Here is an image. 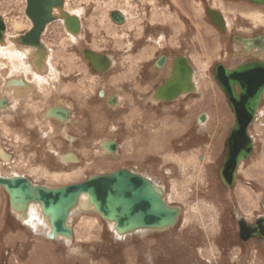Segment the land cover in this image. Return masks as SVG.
<instances>
[{
	"label": "rangeland",
	"instance_id": "1",
	"mask_svg": "<svg viewBox=\"0 0 264 264\" xmlns=\"http://www.w3.org/2000/svg\"><path fill=\"white\" fill-rule=\"evenodd\" d=\"M65 1L68 15L79 11L76 37L71 39L63 20L55 17L45 23L40 38L52 54L46 65L58 73L53 90L47 70L39 73L48 75L47 81L28 68L20 73L17 50L24 58L37 52L16 42L31 27L25 0H0L6 27L0 43L14 39L7 52L0 50V97L7 99L0 108V149L13 157L10 163L8 154L6 159L0 155V176L25 173L50 188L126 167L151 176L162 187L165 203L179 212L173 225L140 236L132 235L135 231L114 234L112 222L93 207L79 205L71 209V239H48L42 230L35 231L39 222L34 221L39 225L35 228L18 219L9 205L11 195L0 185V264H264L262 244L240 238L238 224L240 217L250 223L262 213L264 99L248 127L253 150L239 162L233 185L227 187L219 169L234 115L213 74L219 62L232 67L245 56L264 58V50L263 56L247 52L233 40L236 35H264V7L246 0ZM209 9L224 17L223 29L210 20ZM113 10L125 14L123 23L112 19ZM85 49L109 55L111 66L93 67L83 55ZM162 55L167 59L163 65L158 64ZM179 56L193 69L195 89L154 102L155 89L169 79ZM26 74L33 89L15 98L5 85ZM99 90L118 102L106 103ZM59 100L64 106L72 104V119L63 126L43 113ZM30 107L40 113L36 116ZM203 112L208 121L202 125L198 116ZM61 135L75 136L76 143ZM109 138L118 142L112 156L101 147ZM69 151L79 158L65 161L62 153V161L71 162L63 166L58 154Z\"/></svg>",
	"mask_w": 264,
	"mask_h": 264
},
{
	"label": "water",
	"instance_id": "2",
	"mask_svg": "<svg viewBox=\"0 0 264 264\" xmlns=\"http://www.w3.org/2000/svg\"><path fill=\"white\" fill-rule=\"evenodd\" d=\"M246 1L264 7V0ZM60 4L61 0H28L26 13L31 18L34 27L20 36L19 40L35 43L45 23L55 18L52 7H58ZM117 13L119 12L112 13L113 19H116ZM208 15L215 25L223 29L224 20L219 12L209 9ZM78 22V18H67L65 19V26L77 29ZM252 40L256 43L262 41V37H254L250 41ZM86 51L91 53V50H83V55L91 65V57ZM179 58L184 61V67L188 68L187 60L184 57ZM175 62L174 60L173 65ZM214 78L234 115L233 124L227 131L225 141L227 152L219 169L220 178L224 185L231 187L239 162L247 159L253 150L248 127L253 121L264 93V62L254 61L231 68L218 63L214 68ZM236 88H238L237 91ZM180 89L176 93H172V98L178 96ZM192 90L194 89L189 91ZM158 91H160L159 88L155 89L156 93ZM154 96L156 97L155 94ZM109 148L110 150L115 149L114 142L109 144ZM0 184L7 186L5 189L10 195V190H18L15 192L17 198L23 199L26 203L29 201L36 202L39 211L48 216L49 223L53 228L50 233L51 238H54L56 233L64 234V231L71 234V230L65 222L67 215L71 212V207L78 202L81 192L90 195L94 204L92 210L107 223H109L108 221L115 223L113 229L118 233L133 232L140 228L169 227L175 223L178 216L177 208L170 207L163 201L161 193L157 191L151 181L124 169L110 174L91 176L87 181L57 188L32 185L29 180L23 177L0 176ZM10 203L12 201L9 202V205ZM262 207L263 214L258 217L254 224L248 225L244 220L239 222L241 238L246 239L255 236L264 240V199ZM24 209L26 208L24 207ZM67 238H71V235H68Z\"/></svg>",
	"mask_w": 264,
	"mask_h": 264
},
{
	"label": "bare ground",
	"instance_id": "3",
	"mask_svg": "<svg viewBox=\"0 0 264 264\" xmlns=\"http://www.w3.org/2000/svg\"><path fill=\"white\" fill-rule=\"evenodd\" d=\"M65 1V0H64ZM66 2V1H65ZM61 5V4H60ZM65 5H63L61 8H59V7H56V8H54L53 9V16L54 17H57V18H61L62 20L64 19V18H67V17H76V18H78L79 19V17H80V15H78L79 14V11H76V13H74L75 15H69V16H66V15H68L70 12L67 10V9H65V7H64ZM122 14H121V13ZM72 13V12H71ZM120 14H121V16L125 19L126 17H125V14L122 12V11H119V13H117V16H115V18L117 19V18H119L117 21H115L117 24L119 23V22H121L120 20H123V19H121V16H120ZM209 16V15H208ZM223 17V16H222ZM210 18V17H209ZM115 19V20H116ZM211 20V19H210ZM223 20H224V25L226 26L227 25V22H226V20L224 19V17H223ZM46 25V24H45ZM34 27V26H33ZM79 27V26H78ZM65 28H66V30H67V32L69 33V36H70V38L71 39H74L75 37H76V33L78 32V31H76V29H73L72 27L70 28V27H66L65 26ZM78 29V28H77ZM3 31H5V30H3ZM2 34V30H0V35ZM7 34V33H6ZM5 34V35H6ZM2 35H4V34H2ZM14 37V36H13ZM3 38V37H2ZM37 38H39V36L37 37ZM235 38H237V39H235ZM252 38V37H251ZM251 38H242L241 36H238V35H236V36H234V41L235 42H237V43H240L245 49H249L253 44H255L254 43V41L252 40V41H250L251 40ZM263 38V37H262ZM8 39H9V37H8ZM7 38H4L3 39V41L0 43V50H2L3 52H7L8 50L6 49V47L8 48V46L7 45H9V44H14V39H11V40H8ZM16 40H17V37H16ZM17 42V41H16ZM19 42V41H18ZM250 42L252 43L250 46H248V44H250ZM22 44V43H21ZM43 44H44V42H43ZM18 45V44H17ZM40 45H41V43H40ZM11 46H13L14 47V45H11ZM25 46H27V45H25ZM18 47V46H17ZM16 48V47H15ZM32 48V47H31ZM18 49V48H17ZM27 49V48H26ZM36 49H37V52L36 51H34V53L33 54H31V57H28V58H24V57H22V53H21V51L22 50H20V49H18L17 51H19V53H17V58L18 57H20V59H21V61L19 60V63H18V66H19V69L21 70V72L20 73H22V71L24 70H27V68L28 69H30V70H33L34 71V74L39 78V79H42V80H44V81H47V76H42L41 74H39V73H42L43 71H48L49 73H50V75H49V78L51 77V87L53 88V90L56 88V87H54V86H52V85H55V82L56 81H58V73H57V71H51V70H53V69H51V70H49V68H48V63H49V55L51 56L52 54H51V52H50V50L48 49V51H47V49L45 48V47H43V45H41V46H37L36 47ZM28 50H30V48L28 49ZM13 51H15L14 49H13ZM25 51V50H24ZM23 52V51H22ZM26 52V51H25ZM87 53H89V57H91V63H92V66L93 67H95V68H104L105 66H111V64H112V61H113V59L112 58H110V56L109 55H98L99 53H97V54H95L96 52H91L92 53V55H91V53H90V51H86ZM1 55H3V53L1 54ZM5 55V54H4ZM7 55V54H6ZM5 55V56H6ZM12 55H15L14 54V52H13V54ZM27 55V54H26ZM25 55V56H26ZM30 56V55H29ZM14 57V56H13ZM179 57H183V56H179ZM13 59V58H12ZM14 59H15V57H14ZM19 59V58H18ZM11 60V59H10ZM9 60V61H10ZM13 61V60H12ZM164 61H165V57L163 56V57H161L159 60H158V64H161V65H163V63H164ZM17 62V61H16ZM9 63H11V62H9ZM46 63H47V65H46ZM186 63H187V61H186ZM12 65H13V63H11ZM30 65V67H29V65ZM184 61L181 59L180 60V58H178V59H176V62L174 63V65H172V70H171V75H170V77H169V79H167L165 82H164V84L162 85V87H160L159 88V90L160 91H158L157 93H158V96H157V93L155 92L154 94L156 95V97L153 95V101L154 102H157L158 100H161V98H162V100H165V101H169V100H171L172 99V93L174 92V93H176V91L177 90H179L180 88V92L178 93V95L180 94V93H184L186 90H190V88L192 89V87H193V89H195L194 87H195V84L193 83V69H192V67L190 66V64L189 63H187V66H188V68L186 67H184ZM51 66V65H50ZM173 67H174V70H173ZM14 69V68H13ZM17 70V69H16ZM19 70V71H20ZM57 70V69H56ZM105 70V69H104ZM7 71V70H6ZM18 71V70H17ZM26 72H28V71H26ZM24 73V72H23ZM6 74V72H5V70L3 71V73H2V75L4 76ZM15 74V73H14ZM17 75V74H16ZM32 75V74H31ZM35 75H34V77H35ZM20 76V75H19ZM25 76V75H24ZM33 76V75H32ZM173 76V77H172ZM8 77V76H7ZM33 77V78H34ZM171 77H172V79H171ZM32 78V79H33ZM5 79V78H4ZM8 79H10V78H8ZM36 81V80H35ZM49 81V80H48ZM7 82V81H6ZM10 83L7 85V88L9 89V90H11V92H12V94L14 95V97L15 98H18V97H21V95H24L26 92H27V90H32L33 89V85L34 84H28V83H25V82H21V83H17V82H15V83H13L14 81H9ZM28 82V81H27ZM31 82H33V81H31ZM39 83V82H38ZM37 83V84H38ZM37 84H35L36 86H37ZM4 85V84H3ZM20 85H22V86H25L26 85V87H21ZM57 89V88H56ZM5 90H7V89H5ZM8 91V90H7ZM172 91V92H171ZM29 93V92H28ZM27 93V94H28ZM30 94V93H29ZM10 95V94H9ZM11 96V95H10ZM25 96V95H24ZM23 96V97H24ZM4 97V96H3ZM115 97V96H114ZM18 100V99H17ZM61 100H63V99H61ZM61 100H59L58 101V103H59V105H57V106H59V107H55V108H49L48 110V113L49 114H51L52 116H54V118H62V117H64V116H66V113H67V110L65 109L64 110V108L62 109V107H60V105H63L62 104V102H61ZM5 103L7 104V99L6 98H2V97H0V108H2V106L4 105L5 106ZM13 103H14V101H13ZM16 103V102H15ZM12 105H14V104H12ZM16 106V105H15ZM14 106V107H15ZM8 107V106H7ZM67 117V116H66ZM63 119H65V117L63 118ZM60 120V119H59ZM61 121V120H60ZM198 123L199 124H205L207 121H208V115L206 114V113H201L199 116H198ZM65 129V128H64ZM65 136H67V135H65ZM69 139H72L71 137H69V136H67ZM112 141H109V140H102V145H101V147H102V151L104 152H108V148H109V143H111ZM107 146H108V148H107ZM115 153V152H114ZM0 155H1V157H3L4 159H6L7 158V154L2 150V149H0ZM62 158L66 161V160H76V159H78L77 158V156L75 155V154H73L72 152L71 153H66L65 155L63 154L62 155ZM200 158H204V156L202 155ZM136 174V173H135ZM138 174V173H137ZM1 175V174H0ZM141 175V174H140ZM16 176H17V174H16ZM3 177V176H2ZM12 178H16V177H12ZM1 186H4L5 188L7 187L5 184H0ZM32 185H34V183H32ZM155 187H156V189H157V191L158 192H160L161 193V189H162V187L160 186V185H158V184H156L155 185ZM47 188V187H46ZM10 190V189H9ZM18 190H10V193H11V201H12V203H10L11 204V208H12V210L14 211V214L18 217V219L24 224L25 223V221L27 220V219H29V218H31V216H33L34 214H38V215H40L39 214V212L40 211H38V208H36V202H34V201H29V202H25V201H23V199H19V198H17L16 196H15V192H17ZM81 194H83V196H81ZM161 196L163 197V194L161 193ZM78 198H81L78 202H76V204L73 206V207H71V209L72 208H79L80 206L79 205H81V207L82 208H87V207H93L94 206V204H93V202H92V200L90 199V195L88 194V193H85V192H81L80 194H79V197ZM163 201L165 202V200L163 199ZM77 206V207H76ZM24 207L26 208V209H24ZM38 207V206H37ZM171 207V206H170ZM193 208V210H195V207H192ZM70 209V210H71ZM80 209V208H79ZM24 210H27V211H24ZM178 210V209H177ZM74 211V210H73ZM27 212V213H26ZM29 212V213H28ZM179 212V211H178ZM43 214V213H42ZM38 215H36V216H33L32 217V220L34 219V218H38L39 220L41 219V216H38ZM178 215V214H177ZM48 217V216H47ZM47 217H45V218H47ZM49 221V220H48ZM19 222V221H18ZM34 222V221H33ZM32 222V223H33ZM36 222H37V220H36ZM36 222H34V223H36ZM28 224H31V223H28ZM46 224L44 223V226H45ZM112 225H115V223H111V227L113 228V226ZM42 227V228H38L37 229V231H43V234H45L46 236H47V238L48 239H50L51 237H50V232L49 231H47V229L45 228V227ZM47 226H48V224H47ZM165 227V226H164ZM49 228V227H48ZM152 228H156V229H160V228H158V227H152ZM51 229V228H50ZM113 230H115V229H113ZM136 230H139V229H136ZM142 230H144V229H142ZM141 230V231H142ZM135 231V230H134ZM65 233L64 234H62V235H60V233H56L57 235H59V236H57V237H61L62 239H65V240H69V239H71V238H67L68 237V235H71V234H69V232L68 231H64ZM118 233V232H117ZM124 233V232H123ZM131 233V232H130ZM119 234V233H118ZM120 234H122V233H120ZM56 236V235H55ZM67 236V237H66ZM52 239V238H51Z\"/></svg>",
	"mask_w": 264,
	"mask_h": 264
},
{
	"label": "flooded vegetation",
	"instance_id": "4",
	"mask_svg": "<svg viewBox=\"0 0 264 264\" xmlns=\"http://www.w3.org/2000/svg\"><path fill=\"white\" fill-rule=\"evenodd\" d=\"M25 3H26V6H25V9H24V13H25V15L27 16V18H29V20H30V26L31 27H29V30H31L32 28H33V22H32V20H31V18L27 15V13H26V9H27V7H28V0H25ZM64 5V0H61V5H60V7L59 8H61L62 6ZM54 8H56V7H52V13H53V9ZM113 12H119V10H113L111 13H110V15H112V13ZM121 13V12H120ZM122 14V13H121ZM120 14V15H121ZM66 16H69V15H66ZM67 18H70V17H67ZM67 18H64L63 19V22H64V26H65V19H67ZM113 19V18H112ZM121 19H123V20H120L121 22H120V24L121 23H123L124 22V18L121 16ZM114 21H117V20H115V19H113ZM80 22V21H79ZM48 25V24H47ZM46 25V26H47ZM45 26V27H46ZM225 26V25H224ZM45 27L43 26V28L41 29V31H40V33H39V38L36 40V42L35 43H26V42H22L21 40H19V38H17V42L19 41L20 43H24V44H26L27 46H30V47H37V46H41L40 45V38H41V36H42V34L44 33V31H45ZM216 27H218L217 25H216ZM5 23H4V21H3V18L1 17V15H0V30H5ZM218 28H220V27H218ZM29 30H27V31H25L24 33H22L20 36H22V35H24L25 33H27ZM239 36V35H238ZM263 37L262 38V41H258V42H254L255 44H253L249 49H247L246 51L247 52H250V51H252L251 53H255L256 54V52L258 51V53L259 54H257V55H262L263 56V50H264V35L263 34H258L257 36H255L256 38L257 37ZM0 37H1V35H0ZM18 37V36H17ZM242 38H251V37H243V36H241ZM252 38H254V37H252ZM237 43V42H236ZM237 44H239L240 45V47L242 46L240 43H237ZM252 43L250 42V44H249V46L251 45ZM243 47V46H242ZM242 47H241V49H242ZM244 48V47H243ZM261 51H263V52H261ZM91 52H93L92 50H91ZM238 52V51H237ZM100 54V53H99ZM102 55V54H101ZM240 55H242V54H240ZM162 56H164V55H162ZM162 56H159V58H158V60L162 57ZM244 56V55H243ZM165 57V56H164ZM242 57V56H241ZM249 56H245V57H242L235 65H233L232 67H235V66H238V65H242V64H249V63H251V62H254V61H261V62H264V58H258V57H251V58H248ZM264 57V56H263ZM111 58V57H110ZM165 60H167L166 59V57H165ZM164 63H165V61H164ZM163 63V64H164ZM220 63V62H219ZM218 64V63H217ZM223 64V63H222ZM156 65H157V63H156ZM224 65V64H223ZM227 68H231L230 66H227V64L225 65ZM215 68V67H214ZM214 68H213V74H214ZM105 72L106 71H108L107 69H105L104 70ZM28 75L26 74L25 75V77H22V76H17V79L15 78L14 79V82L13 83H15V82H19V83H21V82H27V77ZM5 82L3 81V84H4ZM28 83V82H27ZM8 84H9V82H8ZM4 86V85H3ZM5 86H7V85H5ZM21 87H26V85L25 86H22V85H20ZM42 87V86H41ZM41 87L40 88H35L33 91H35V90H37V89H40V91H41ZM238 90V88H236V91ZM33 91H31V92H29L30 93V95H31V93L33 92ZM28 93V94H29ZM97 94L99 95V97H103L104 99H105V102L106 103H108V104H115L116 102H118L117 101V97L115 96H113V95H107V97H105L104 96V91L103 90H99V91H97ZM27 95V94H26ZM9 98V97H8ZM264 99V93H263V95H262V98H261V101ZM10 98H9V102H10ZM261 101H260V103H261ZM18 103H20V100L18 101ZM259 103V104H260ZM59 105V104H58ZM70 105V107L69 106H67V105H60V107H62V109L64 108V110L66 109L67 110V113H66V116H64L65 117V119H63L64 117H62V118H53L52 117V115L51 114H49L47 111V109L46 110H44V117H45V119H48L47 117H51L52 119H51V121H54V122H57V123H59L61 126H63L66 122L69 124L70 123V121H71V106H72V104H69ZM38 106H39V102H36V107L38 108ZM52 106V105H51ZM259 106V105H258ZM36 107L34 108V107H30V108H32L33 110H31L30 109V111L32 112V113H35L36 114V116H37V114H39L40 112L36 109ZM57 107H59V106H57ZM18 108V105L13 109V110H16ZM51 108V107H50ZM54 108V107H53ZM49 109V108H48ZM29 111V112H30ZM257 113H258V107H257V109H256V112H255V115H254V118H253V121H255V117L257 116ZM27 115H30V117H29V120H28V123H30V122H32V119H33V116H31V113L30 114H27ZM68 117H69V120H68ZM61 121H60V120ZM252 121V122H253ZM251 122V123H252ZM251 125V124H250ZM249 125V126H250ZM250 135V134H249ZM251 137V136H250ZM60 139H63V140H65L67 143H69V144H73V143H76V137L75 136H72V139H67V138H65V136L64 135H61V137H60ZM109 141H112V142H114V144H115V149L114 150H110V148H108V146H107V148H108V152L107 153H109L111 156L112 155H114L115 153L114 152H116L117 153V151H118V142L116 141V140H114V139H112V138H109ZM111 142V143H112ZM110 144V143H109ZM48 146V145H47ZM48 150V149H47ZM48 152H51V153H54V152H52V151H48ZM72 151H69V152H60L59 154H58V156H59V161H60V164H66V163H71V162H63L62 161V158L60 157V154H62V153H71ZM73 154H75L74 152H72ZM6 154H8V156H9V160H7V162H12V159H13V157H12V155L11 154H9V153H7L6 152ZM76 156H77V154H75ZM78 157V156H77ZM79 158V157H78ZM72 161V160H71ZM76 161V160H75ZM6 162V163H7ZM9 163V164H10ZM64 166V165H63ZM120 169H124V170H127V171H130V172H132V173H136V175H139V176H141V177H143V178H145V179H147V180H149V181H151L154 185H156L157 183L155 182V180L151 177V176H149L148 174H145V173H142V172H136V171H134V170H132V169H128V168H126V167H120V168H117V169H115V170H112V171H110V172H108V173H105V174H110V173H112V172H115V171H117V170H120ZM138 173V174H137ZM22 175H17L18 177H23V178H25V179H27V180H29L31 183H34V185H40V186H47V185H44V184H39V183H37L34 179H32L31 177H29L27 174H25V173H21ZM141 174V175H140ZM96 175H98V176H100V175H104V174H96ZM14 176H16V175H14ZM92 176H95V175H92ZM91 177V175H89L86 179H84V180H82V181H79V182H73V183H67V184H65V185H63V186H67V185H73V184H76V183H81V182H84V181H87L89 178ZM234 178H235V174H234ZM233 185V184H232ZM58 187H62V186H58ZM50 188H57L56 186L55 187H50ZM81 198H79L78 199V201L80 200ZM263 199H264V194H263V198H262V202H263ZM261 205H262V203H261ZM38 206V205H37ZM39 208V207H38ZM91 211V210H90ZM27 213V212H26ZM39 214L40 215H38V214H34L33 216H36V215H38V216H41V219L39 220L38 218H34L33 220H32V217L33 216H31V218H29V219H27L26 221H25V224H28V223H31L30 225H32L33 227H39V225H37L36 223H34L33 221H36L37 220V222H39L40 224H41V226H40V228H42L43 226H44V223L46 224L44 227L47 229V231H49L50 233L53 231V228H52V226L50 225V223H49V219H48V217H47V215H44V214H42L41 212H39ZM263 214V207H262V213H260L259 215H257L256 217H255V219L252 221V222H250V223H247L243 218H239L238 219V224H239V222L241 221V220H244L245 221V223H247L248 225H252V224H254V222L258 219V217H260L261 215ZM73 215V212L71 211L68 215H67V219H66V222H65V224L70 228V230L72 231L73 229H72V227H71V224L69 223V219H70V217ZM45 217H47V218H45ZM20 219V218H19ZM33 222V223H32ZM47 224H48V226H47ZM49 227V228H48ZM51 228V229H50ZM30 229H33V228H30ZM142 229H144V230H142ZM151 229H152V227H149V228H140L139 230H135V232L134 233H132V235H145L144 233H146V232H148V231H151ZM154 229H156V228H154ZM142 230V231H141ZM35 231H37V229H35ZM111 231L115 234V230H113V229H111ZM159 232H161V231H159ZM149 233H151V232H149ZM263 234H264V232H263ZM239 236H240V232H239ZM240 238H241V236H240ZM243 239V238H242ZM247 239V238H246ZM248 239H252V240H256V241H258L260 244H262V247H263V250H264V240H260V239H258L257 237H253V236H250V237H248ZM247 239V240H248ZM243 240H245V239H243Z\"/></svg>",
	"mask_w": 264,
	"mask_h": 264
}]
</instances>
